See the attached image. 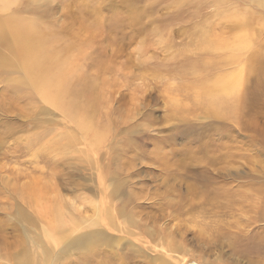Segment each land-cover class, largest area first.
Instances as JSON below:
<instances>
[{"label":"rangeland","instance_id":"1","mask_svg":"<svg viewBox=\"0 0 264 264\" xmlns=\"http://www.w3.org/2000/svg\"><path fill=\"white\" fill-rule=\"evenodd\" d=\"M16 20L81 114L34 85ZM0 25V264H264V0H11Z\"/></svg>","mask_w":264,"mask_h":264},{"label":"bare ground","instance_id":"2","mask_svg":"<svg viewBox=\"0 0 264 264\" xmlns=\"http://www.w3.org/2000/svg\"><path fill=\"white\" fill-rule=\"evenodd\" d=\"M0 1H1L0 8H6L8 4L11 3V0H0ZM9 23H10V30H11V36H12L11 46L13 47L15 52L19 55L20 61L23 64L28 76L31 77L34 85L40 89V91L43 93L46 99H48L55 105H61L68 110L77 111L79 114H81L84 108V105L78 102V98L81 93L80 91L74 89L69 84V79L72 73L71 65L66 60L58 58L54 54V52L48 46L47 39H45L42 35H40L36 31L35 25L32 22L16 20V21H12ZM263 83H264V79H263ZM230 85H231V82H225V83L222 82L220 84V86H223V87L230 86ZM218 102H222V101L218 100ZM85 122L86 121H82V125L84 128L86 127ZM262 212H263L262 218H264V208ZM58 214H60L58 210H55V212H53V216L55 215L53 222L55 221L56 223V227H54V230L62 226V222ZM57 216L59 218L58 220H55ZM74 221L70 220V222L72 223ZM50 222H52V220ZM51 238L53 237L51 236ZM55 240L60 241L61 237L56 238ZM77 245L78 243L74 242L72 245H69V248L76 247ZM63 253L67 254V252H63ZM260 253L263 254V259H264V252H260ZM35 254L39 255L38 253H35ZM68 254H72V252H69ZM76 256L78 257V255ZM79 257H82V254ZM3 258L5 261L11 262L10 257L4 256ZM22 258L23 256L15 258L18 261V264H30L22 260ZM54 258L55 257H51L49 261L53 263V261L51 260H53ZM81 261L83 262L85 261V259ZM13 263H14V260H13ZM107 263L108 264H120L119 260H117V258L114 259L113 257L105 258V259L102 258L100 260L96 259V264H107Z\"/></svg>","mask_w":264,"mask_h":264}]
</instances>
